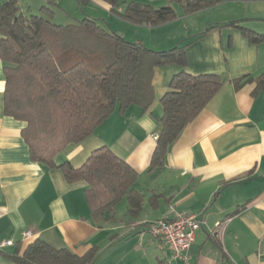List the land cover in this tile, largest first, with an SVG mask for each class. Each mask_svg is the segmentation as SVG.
Segmentation results:
<instances>
[{"label": "crops", "instance_id": "0c3cea01", "mask_svg": "<svg viewBox=\"0 0 264 264\" xmlns=\"http://www.w3.org/2000/svg\"><path fill=\"white\" fill-rule=\"evenodd\" d=\"M17 1L26 16H41L40 9L46 6L41 4L32 14L29 3L23 6ZM123 1L153 9L169 6L176 19L157 27L135 26L112 17L106 3L91 0L105 18L79 15L77 10L75 16L70 13L74 11L70 3L63 10L68 17L60 20L51 9L52 22L66 26L88 17L126 41H140L153 51H168L186 40L190 42L185 51L187 66L157 68L152 79L154 100L147 111L135 105L124 113L116 109L91 136L68 145L53 162L56 167L68 162L79 168L94 150L108 147L136 172L134 189L144 197L142 210L132 218L127 201L124 206L122 200L114 209L113 220L96 225L83 181L67 183L58 168L30 160L21 136L26 124L4 114L5 78L0 61V242L14 243L0 251V264H15L8 256L19 246L22 252L36 239L57 249L67 248L77 256L96 247L99 256L94 264H264V92L253 96L254 80L264 72V43L251 44L237 28L225 26L235 22L264 35L250 26L245 15L230 13L231 4L236 3L264 15V3L226 0L185 15L181 4L168 0ZM122 11L120 7L118 12ZM214 26L219 28L197 38ZM181 71L219 75L222 88L170 146L164 166L150 172L163 115L160 98L168 91L171 78ZM243 77L250 80L235 89L232 81ZM243 205L238 214L230 216ZM171 208L202 222L187 260L173 259L169 247L149 233L148 226L169 218ZM218 222L225 223L222 235L216 234ZM26 231L32 234L30 240L22 239Z\"/></svg>", "mask_w": 264, "mask_h": 264}, {"label": "trees", "instance_id": "16d2710c", "mask_svg": "<svg viewBox=\"0 0 264 264\" xmlns=\"http://www.w3.org/2000/svg\"><path fill=\"white\" fill-rule=\"evenodd\" d=\"M57 0H46L41 16L23 13L17 0L0 4V61L5 78L4 114L26 124L21 131L30 160L49 168H58L67 183L83 181L84 196L93 222L101 225L114 219L115 207L125 199L127 212L136 218L144 197L134 189L137 174L106 147L94 150L85 163L74 168L65 162L59 167L53 159L70 144L86 140L112 113L132 106L142 112L154 100L152 79L157 68L187 66L186 40L168 51H153L140 41L128 42L84 18L70 25L52 22L50 8ZM91 0H77L83 5ZM110 12L135 26L157 27L176 19L171 7L153 9L123 0H100ZM226 0H168L181 4L185 15L214 7ZM122 7L123 11L118 12ZM237 28L251 44L264 43V35ZM218 26L206 29L197 38ZM247 77L232 81L235 89L249 81ZM253 96L264 92V72L254 80ZM222 88L216 74H175L168 91L160 98L163 115L149 171L161 169L170 146ZM245 205L230 214H238ZM19 246V245H18ZM99 252L91 248L83 256L67 248H54L36 239L8 258L15 264H94Z\"/></svg>", "mask_w": 264, "mask_h": 264}, {"label": "built area", "instance_id": "2783aa9c", "mask_svg": "<svg viewBox=\"0 0 264 264\" xmlns=\"http://www.w3.org/2000/svg\"><path fill=\"white\" fill-rule=\"evenodd\" d=\"M264 3V0H258ZM202 227V222L194 215L176 212L171 208V216L161 219L148 226L149 233L153 237L161 239L170 249L173 259L187 260V253L194 243L195 233ZM225 223L215 224L216 234L222 235ZM32 234L26 231L22 234L23 240H30ZM13 241L0 242V251L13 246Z\"/></svg>", "mask_w": 264, "mask_h": 264}, {"label": "rangeland", "instance_id": "374dc122", "mask_svg": "<svg viewBox=\"0 0 264 264\" xmlns=\"http://www.w3.org/2000/svg\"><path fill=\"white\" fill-rule=\"evenodd\" d=\"M21 2V4L23 6H25V3H29L30 8H32L34 11L32 14H35L38 12L41 4L46 3V0H19ZM59 1L60 5L58 4V6L50 8V9H54L53 11H55V16L57 19H62V18H66L68 16L65 15V13H63V10H67L68 7H65L66 5L69 6L71 3V8H73L74 11L70 10V13H72L73 15L75 14L76 16V10L78 11L79 15L81 14H89L91 16H95V15H102L105 18L106 14L103 13L97 6H95L94 4L91 3H87L85 5L82 6V8L79 7V5L74 1V4L72 2V0H57ZM56 1V2H57ZM231 10L230 13L234 14V15H245L246 16V20L247 22L250 24V26H253L254 28H256L257 30H259V32H263L264 33V15L263 14H259V13H253L252 10L249 9V7L247 5H245L244 7L238 4H231ZM31 9V10H32ZM35 12V13H34ZM94 14V15H93ZM112 17L117 18V20L120 18L118 16H116L113 13H109ZM71 15V16H73ZM107 19V18H106ZM105 20V19H104ZM103 22V21H102ZM57 23V22H56ZM107 26V23L104 24ZM126 200L123 199V202H121L122 205L125 206ZM120 207V206H119ZM121 210V208H120Z\"/></svg>", "mask_w": 264, "mask_h": 264}]
</instances>
